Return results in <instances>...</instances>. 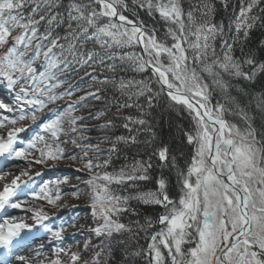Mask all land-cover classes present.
<instances>
[{
    "label": "snow or ice",
    "instance_id": "6c2138e0",
    "mask_svg": "<svg viewBox=\"0 0 264 264\" xmlns=\"http://www.w3.org/2000/svg\"><path fill=\"white\" fill-rule=\"evenodd\" d=\"M257 28L264 0H0V83L18 102V115L0 119L8 129L0 134L2 166L77 161L60 144L79 149L77 171L89 174L99 221L92 264H113L116 252V264H264V92L237 83L264 74V61L246 50ZM157 109L187 121L178 126L190 148L183 163V149L177 155L157 136ZM26 120L43 134L18 146L25 128L8 126ZM32 180L22 171L3 184L0 212L22 209L18 193ZM65 183L26 195L55 204L60 191L52 196L49 184ZM140 206L155 214L142 216ZM33 218L48 219L39 210ZM25 229L0 222L9 257Z\"/></svg>",
    "mask_w": 264,
    "mask_h": 264
},
{
    "label": "rangeland",
    "instance_id": "374dc122",
    "mask_svg": "<svg viewBox=\"0 0 264 264\" xmlns=\"http://www.w3.org/2000/svg\"><path fill=\"white\" fill-rule=\"evenodd\" d=\"M0 85L2 86V83H0ZM2 88L4 87L2 86ZM0 90H2L1 87ZM2 91H0V104L6 105L8 111L0 109V119H3L4 116L13 118L17 112L14 110L15 105H11V100L7 99ZM4 92L7 95L6 90H4ZM25 123L23 121L14 126L9 125L8 128L23 127ZM7 130L8 129H0V134H4ZM34 136L35 134H31L27 130L20 132L18 135V146L26 145ZM63 146L66 148L65 150H67V152L69 151L70 153V151H72V153L78 156L77 153L73 151L74 148L70 142L68 144H63ZM68 155L69 154L65 156ZM34 158L39 159V154L35 153ZM30 159L33 158L30 157ZM17 164L19 167L14 166ZM78 168H80L78 160L73 161L70 159L47 161L41 164L32 163L30 166H28L25 161H13L9 162L8 167H3L2 162H0V175L5 172L11 173L10 175L4 176L3 180H0V190H2L3 184L10 183L11 180L22 171H27L29 175L33 177V180L28 182V187L24 188L22 186L18 193L19 199L26 201L22 206L23 210L9 208L5 212H0V222L8 219L10 222L27 224L31 228L30 232L25 229L21 233L22 239L14 243V245L17 246V251L13 253L10 258L12 264H22V262L15 261V255L26 257L27 264H52V261L57 259H59L60 264H85L86 261L91 264V258L93 254L96 253L98 246H100V239L92 238L91 235L88 234V225L90 224H88L87 218L92 217V209L89 204L83 202H72L75 204L67 202V194L69 192H73V190L74 192H78L81 188L84 190L82 193L87 192L85 191L87 188L84 181L88 179L89 175L74 173V170ZM38 172H41L40 176L36 175ZM23 177H25L23 180H28V177L22 176L21 178ZM60 179H67V183L58 186L49 184L52 196L56 195L57 187L60 191L61 199L55 204H49L44 199L37 200L30 195H26L30 190L39 192V189L44 184L49 183V181ZM37 210H39L42 215L48 217L43 224L41 223L38 226L34 224L35 219L33 218V212ZM72 215L73 219H69ZM13 217H15L14 221H12ZM53 217L54 219H51ZM67 220L69 221L66 222ZM61 228L64 229L61 233V238H54L52 233L60 231ZM86 245L88 246L87 249L85 247ZM60 249H63V251H59ZM72 253L78 254L80 259L72 262ZM4 264H7V261Z\"/></svg>",
    "mask_w": 264,
    "mask_h": 264
},
{
    "label": "trees",
    "instance_id": "16d2710c",
    "mask_svg": "<svg viewBox=\"0 0 264 264\" xmlns=\"http://www.w3.org/2000/svg\"><path fill=\"white\" fill-rule=\"evenodd\" d=\"M145 19H147V17H145ZM262 40H264V29L257 28V29L252 31V33L249 37V40L246 42V50L247 49L253 50L255 52L256 59L259 61H264V48L260 47V41H262ZM237 54H239V53H237ZM237 83H238L239 87L247 89V91L252 93L253 95L264 92V74L258 75L254 82L241 80V81H238ZM7 90H8L9 98L12 102H14L15 108H16V105L18 102L15 99V92L10 90V89H7ZM247 99H248L247 97H243V100L245 102L247 101ZM63 103L64 102H60V104H63ZM57 106L58 105H53L52 107L55 108ZM16 115H18V112H16ZM77 115H83V116L87 117L88 112H87V110H81L80 112L77 113ZM24 123H25L24 127H27L31 133H33L35 135H37L38 133L43 134V133H41L40 128H38L35 124H32L31 121L26 120V121H24ZM37 123H39V121ZM91 123H95V121H91ZM185 125H187L186 120L180 121V120L176 119L174 116H172L170 118L166 112L161 113V111L159 109H157V113L155 116V123H154V129L157 133V136H158L159 140H163L166 143H168L173 148V151L175 154L179 155L181 152V149H183L184 155H183V158L181 159V163H183V161L185 159H187L188 155L190 154V148L188 146H186L185 144L181 143V138H180V134L178 131V126L183 127ZM121 132H123V130L119 129L118 133H121ZM86 134L90 135L93 138H95L96 136L99 135V133H97V132H90V133H86ZM66 138L67 137H64V136L61 137L62 140L66 139ZM60 147L66 149L63 146V144H60ZM73 148H74L73 151L76 152L78 155L76 157H78L77 160L79 161V157L82 155V153L80 151H78L79 149L75 148V146H73ZM66 152H67V150H65V153ZM65 153H64V155H67V154L72 153V151H70V153H69V151L66 154ZM120 164H121L120 160H116L114 162L115 167H119ZM109 170H111V169H109ZM45 171H47V170H45ZM45 171H41V172H45ZM41 172H39V173H41ZM74 173H76V174H88L83 169H81L80 171H77V169H75ZM173 180H174V177H173ZM85 191H87V192L82 193V192H84V190H82V188L78 190V194L80 197L79 199H77L73 195V193H77V192H74V190H73V192H69L67 194V202H70V203H72V202H83V203L89 204V206H90V200H89L88 195H87L89 190L85 189ZM173 193H175V189H173ZM72 204H75V203H72ZM139 211H140L142 216H152L155 214L153 208L146 207V206H140ZM91 216H92V214H91ZM69 219H73V215ZM87 220H88V224H90V225H88L89 226V233L88 234L91 235L92 238H99L100 239V237H98L92 231L93 228L98 226L99 221L94 219L93 216L90 218H87ZM68 221L69 220H67L66 222H68ZM141 243H143V241H141ZM98 250H99V247L97 248L96 252ZM94 258H95V254H93V257L91 258L92 259L91 264H92V261L94 260ZM119 258H120V252H116L115 253V260L113 261V264H116V261L119 260ZM88 264H90V263H88Z\"/></svg>",
    "mask_w": 264,
    "mask_h": 264
},
{
    "label": "bare ground",
    "instance_id": "6f19581e",
    "mask_svg": "<svg viewBox=\"0 0 264 264\" xmlns=\"http://www.w3.org/2000/svg\"><path fill=\"white\" fill-rule=\"evenodd\" d=\"M16 251H17V246L13 245L11 256H12L13 253H15ZM9 258H11V257H9V254H7V253L5 252V250L0 249V264H4V263L7 261V259H9Z\"/></svg>",
    "mask_w": 264,
    "mask_h": 264
}]
</instances>
